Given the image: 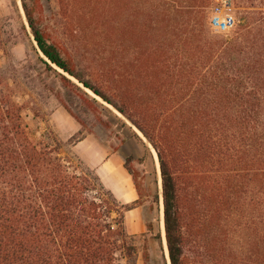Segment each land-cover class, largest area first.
Wrapping results in <instances>:
<instances>
[{"label":"trees","instance_id":"16d2710c","mask_svg":"<svg viewBox=\"0 0 264 264\" xmlns=\"http://www.w3.org/2000/svg\"><path fill=\"white\" fill-rule=\"evenodd\" d=\"M31 1L29 5L23 0L22 5L37 47L47 59L38 60L47 69L56 65L111 104L154 148L170 264H264L261 56H254L249 92L226 90L243 83L233 69L244 33L234 39L209 35L205 26L210 0H159L168 40V48H162L167 56L159 62L157 77L154 72L147 75L153 86L144 94L145 102L134 106L122 87L83 75L40 26L34 14L38 0ZM255 41L252 36L253 48ZM169 47L177 52L175 57ZM194 49L203 53L200 69L212 68V80L196 71L199 64L184 59L193 58ZM137 52L133 47L131 56L137 58ZM217 59L219 65H211ZM7 79L0 69V88L10 87ZM190 82L205 83L215 92L184 90L186 84L194 85ZM22 109L0 89V264H120L119 256L134 264V235L125 227L126 211L142 197L134 173L125 164L138 198L120 203L95 170L82 168L72 150L80 138L72 135L63 140L51 128L35 138ZM151 197V203L159 204V191L151 192Z\"/></svg>","mask_w":264,"mask_h":264},{"label":"rangeland","instance_id":"374dc122","mask_svg":"<svg viewBox=\"0 0 264 264\" xmlns=\"http://www.w3.org/2000/svg\"><path fill=\"white\" fill-rule=\"evenodd\" d=\"M24 1L32 5L31 0ZM22 2L0 0V69L4 70L10 86L1 87V91L23 105V120L35 138H39L46 128L55 130L63 140L72 135L80 138L72 145V150L80 158L82 168L95 170L97 164L112 156L122 161L124 166L127 164L142 191L136 205L139 206L138 217L145 223V231L133 237L136 244L134 264H169L166 244L163 243L161 178L159 163L158 169L154 163V148L143 134L138 133V128L111 104L95 96L56 65L51 64L53 69H47L38 60L39 57L47 59L37 47ZM108 5L110 8L105 11L104 7ZM234 5L237 20L234 29L227 34H218L207 24L205 27L209 35L217 38L234 39L244 33L240 39L243 49L236 54V67L233 69L239 75L237 79L243 83H237L238 88L226 86V90L249 92L250 79L255 76L251 69L253 59H256L254 56H261L264 62V41L261 40L264 39V0H234ZM126 6L129 7L127 11L124 10ZM162 8L159 0H136V3L135 0H106L105 3L101 0H38L34 14L40 26L63 47L85 77L100 78L122 87L129 101L136 106L145 102L144 94L153 86L147 75L154 72L156 76L159 62L167 56L162 48H168V40L163 34L166 24L162 20ZM149 23L153 25L150 27ZM245 35H248L246 40ZM252 36L256 38L255 48L251 46ZM133 47L138 51L137 58L131 56ZM169 49L175 57L177 52L172 47ZM194 51L193 58L183 57L188 64H199L198 71L203 53ZM169 60L173 63L175 58L170 55ZM211 65L218 66V59ZM185 70L190 72L187 67ZM191 71L196 73L194 69ZM59 74L81 90L69 85ZM201 74L207 81L212 80L211 67H202ZM184 90H199L206 95L215 92L205 83L186 84ZM261 108L264 115V102ZM128 157L130 159L127 160ZM127 178L131 179L135 189L129 172ZM105 188L109 187L105 185ZM153 191H159V204L151 203ZM118 258L120 264H133L120 256Z\"/></svg>","mask_w":264,"mask_h":264},{"label":"crops","instance_id":"0c3cea01","mask_svg":"<svg viewBox=\"0 0 264 264\" xmlns=\"http://www.w3.org/2000/svg\"><path fill=\"white\" fill-rule=\"evenodd\" d=\"M95 171L100 177L103 185L123 203L135 201L138 195L131 185V179L127 178L128 172L122 161L115 157H109L95 166ZM105 180V181H104ZM109 181V182H108ZM139 206H134L126 211L125 227L128 233L136 235L145 231L144 220L138 217Z\"/></svg>","mask_w":264,"mask_h":264},{"label":"built area","instance_id":"2783aa9c","mask_svg":"<svg viewBox=\"0 0 264 264\" xmlns=\"http://www.w3.org/2000/svg\"><path fill=\"white\" fill-rule=\"evenodd\" d=\"M207 24L218 34H227L234 29L237 24L234 0H210Z\"/></svg>","mask_w":264,"mask_h":264},{"label":"bare ground","instance_id":"6f19581e","mask_svg":"<svg viewBox=\"0 0 264 264\" xmlns=\"http://www.w3.org/2000/svg\"><path fill=\"white\" fill-rule=\"evenodd\" d=\"M138 133L139 134H141L139 131H138ZM152 151H153V149H152ZM153 154L155 155V166H156V168L158 169V160H157V158H156V154H155V151H153ZM159 170V169H158ZM159 176V175H158ZM160 177V176H159ZM160 181V180H159ZM160 206H161V203H160ZM160 208H162V207H160ZM161 225H162V233H164V227H163V220H162V211H161ZM163 243H165L166 244V242H165V236H164V234H163ZM165 248H166V245H165ZM166 253H167V248H166ZM169 264H170V262H169Z\"/></svg>","mask_w":264,"mask_h":264},{"label":"water","instance_id":"95a60500","mask_svg":"<svg viewBox=\"0 0 264 264\" xmlns=\"http://www.w3.org/2000/svg\"><path fill=\"white\" fill-rule=\"evenodd\" d=\"M92 92V91H91ZM93 93V92H92ZM94 94V93H93ZM95 95V94H94ZM95 96H97V95H95ZM140 133H141V131L139 130V129H137ZM142 134V133H141ZM161 180V179H160ZM160 189H161V183H160ZM160 203H161V207H162V195H161V201H160Z\"/></svg>","mask_w":264,"mask_h":264}]
</instances>
